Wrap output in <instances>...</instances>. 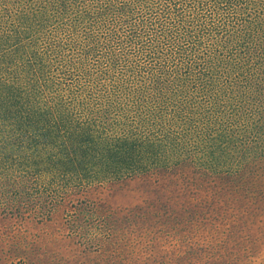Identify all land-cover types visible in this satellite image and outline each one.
Segmentation results:
<instances>
[{"label": "rangeland", "instance_id": "obj_1", "mask_svg": "<svg viewBox=\"0 0 264 264\" xmlns=\"http://www.w3.org/2000/svg\"><path fill=\"white\" fill-rule=\"evenodd\" d=\"M58 1L61 8L55 15L57 28L49 27L52 30L48 31L52 37L40 32L50 41L65 38H57L52 32L60 31L67 16L72 17L81 3L99 8L98 0ZM22 7L19 0H0L3 39L18 25L17 16L8 13ZM141 8L138 4L133 16L142 28H148V23H159L152 18L143 22L137 12ZM60 12L64 13L63 18ZM47 16L51 17V13ZM181 27L168 26L166 30L169 43L175 44L176 49L171 57L162 60L150 52V60L141 58L137 68L163 79L162 83L169 85L168 95L176 91V85L169 83L173 74L184 70L188 59L191 60L184 40L186 30ZM153 35L161 40L163 34ZM93 47H87L92 55L73 51V62L50 74L58 76L62 72L71 76V71L77 69L88 75L94 69L93 56L96 58L97 49ZM3 55L0 52V60ZM14 60L8 66L22 76L24 84L26 73L20 71ZM101 61H106L104 69L115 65V61ZM2 63L7 65L5 60ZM239 64L219 72L223 86L218 87L214 98L219 107L227 110L214 121L208 111L197 118L190 127L186 154L174 157L160 171L145 170L126 178L114 177L118 176L115 168L103 160L96 162L95 143L100 132L90 130L93 141L88 144L58 135L59 144L63 140L66 144L52 150L44 146L32 128L28 131L20 127L14 112L1 109L0 126L7 127L4 134L11 131L21 136L29 132L28 140H39L8 154L5 168L0 171V264H264V118H251L257 131L250 134L249 144L233 143V133L240 123H236L233 111H228L246 99L245 93L258 94L259 82L264 83V77L255 78L250 67ZM103 75L104 70L94 73L90 81ZM248 77L254 80L246 90L244 80ZM137 85L134 88L140 90L138 93L155 94L156 88L145 76L132 80L131 87ZM198 98L201 104L207 101L205 92ZM249 100V109L256 113V104ZM93 104L78 113L79 121L107 117L106 121L112 124L123 116L121 104L110 105L102 99ZM158 123L168 121L164 117ZM101 125L118 144L127 136L134 140L156 133L167 139L158 126L143 120H136L127 129ZM47 126L52 125L43 127ZM178 130L182 138L181 126ZM35 148L43 156L36 154L22 161L28 155L24 151L31 153ZM84 148L88 150L84 152ZM145 165L155 164L147 160ZM87 173L89 177L84 178Z\"/></svg>", "mask_w": 264, "mask_h": 264}, {"label": "trees", "instance_id": "obj_2", "mask_svg": "<svg viewBox=\"0 0 264 264\" xmlns=\"http://www.w3.org/2000/svg\"><path fill=\"white\" fill-rule=\"evenodd\" d=\"M19 1L22 9L8 13L9 16H17V27L9 31L7 39L2 38L4 31H0V52L4 54L0 60V110L14 112L20 127L28 131L32 128L44 146L52 150L66 144L64 140L59 144L58 135L88 144L93 141L90 130H95L96 134L100 132L95 143L96 162L103 160L105 164L112 165L118 174L114 176L116 178L134 176L145 170L160 171V167L170 163L174 157L186 154L190 127L197 118H202V113L208 111L211 121H214L227 110L219 107L214 98L218 87L223 86L219 72L231 70L235 63L241 62L239 67H250L255 78L264 77V0H98L99 8L94 4L81 3L72 17L67 16L59 27L60 31L52 32L57 38L65 35L64 39L56 41H50L48 36H52L48 31L52 30L49 27L57 28L55 15L61 8L59 1ZM138 4L142 7L137 11L138 16L143 22L152 18L159 23H148V28H142L133 16ZM48 12L51 17L47 16ZM60 13L63 18L64 13ZM72 22L76 25H70ZM108 23L111 29H108ZM179 24L181 28L185 27L187 36L184 40L191 60L188 59L184 70L179 69L173 74L169 83L176 85V91L168 95L169 85L162 83L163 79L137 68L141 58L150 60L147 56L150 52L162 60L175 53V44L169 43L166 30L168 26L177 28ZM40 32L48 33V36ZM153 32L162 33L161 40ZM89 46L97 50L94 53L96 58L93 56L96 65L93 64L94 69L88 75L77 69L71 71V76L62 72L58 76L50 74L71 64L73 51L91 54ZM101 59L115 61L114 67L104 69L106 61ZM3 60L7 65H3ZM12 60L20 71L26 73L24 84L22 76L8 66ZM103 70L101 78L90 81L91 75ZM143 76L156 88L153 96L138 93V85L131 87L134 78ZM253 80L252 77L245 78L246 90L252 87ZM259 84L258 94L253 91L245 93L246 99L241 104L228 109L233 111L236 123H240L233 133V143L243 141V144H249L250 134L257 131L251 124L254 120L251 118L254 115L258 116L257 119L264 118V83ZM204 92L207 101L201 104L198 96ZM98 99L110 105L121 104L122 118L114 119L112 124L106 121L107 117L79 121L78 113L94 105ZM249 99L256 104V113L249 109ZM164 117L168 123H158ZM37 120L40 123H35ZM136 120L158 126L167 139H161L156 133L138 136L134 140L127 136L122 144H118L106 135V129L101 125L107 123L108 127L127 129ZM46 124L52 126L43 127ZM179 126L183 130L182 138ZM6 131L7 127L0 126V171L5 168L8 154L21 151L25 144L28 146V143L39 140H28L29 132L20 136L11 131L4 134ZM78 150H81L79 146ZM87 150L83 149L84 152ZM24 152L28 155L23 156L22 161L36 154L43 156L37 148L31 153L28 150ZM147 160L155 165H145ZM83 177L88 178L89 174Z\"/></svg>", "mask_w": 264, "mask_h": 264}]
</instances>
